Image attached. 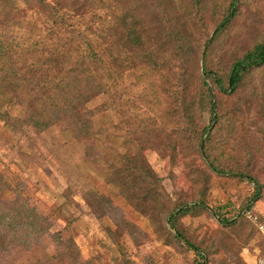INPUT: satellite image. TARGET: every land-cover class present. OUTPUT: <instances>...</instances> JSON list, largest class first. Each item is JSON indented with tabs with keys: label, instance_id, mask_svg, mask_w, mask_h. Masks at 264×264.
I'll list each match as a JSON object with an SVG mask.
<instances>
[{
	"label": "rangeland",
	"instance_id": "1",
	"mask_svg": "<svg viewBox=\"0 0 264 264\" xmlns=\"http://www.w3.org/2000/svg\"><path fill=\"white\" fill-rule=\"evenodd\" d=\"M231 2L123 0L124 17L134 12L151 40L145 49L149 56L132 57L126 43L130 31L120 43L107 34V67L120 56L124 70L108 78L107 94L87 105L86 117L95 118L101 129L96 141L76 138L72 125L54 124L70 94L45 90L39 99L28 95L20 104L29 90L13 85L0 90V99L9 96L17 106L7 100L1 108L6 120L0 119V264H256L260 235L238 216L253 190L241 178L216 173L203 158L198 142L210 114L195 108L190 120L177 123L171 106L173 90L196 99L203 95V64L225 76L236 59L264 40V0H239L228 29L212 40ZM98 16L108 27L115 22L102 11ZM45 24L37 22L32 39L45 37L51 22ZM76 25L82 32L101 28L92 14ZM181 29L191 44L186 62L172 60L179 50L169 32ZM47 50L14 58L13 70L28 80L25 64L38 65L43 75L56 78L59 70ZM0 67L6 69L2 60ZM216 97L221 120L210 146L212 158L226 172L258 180L262 190L253 206L264 214V66L253 69L236 93ZM104 102V112L95 109ZM33 115L53 123L35 133L25 120ZM80 121L78 128H84ZM153 121L162 126L158 130L165 126L168 136L152 129L133 134ZM132 162L139 171L124 172ZM116 178L131 179V193L152 191L159 199L145 204L148 209L135 208L110 183ZM191 200H203L204 210L183 217L178 230L205 254V263L167 223L169 212Z\"/></svg>",
	"mask_w": 264,
	"mask_h": 264
},
{
	"label": "trees",
	"instance_id": "2",
	"mask_svg": "<svg viewBox=\"0 0 264 264\" xmlns=\"http://www.w3.org/2000/svg\"><path fill=\"white\" fill-rule=\"evenodd\" d=\"M238 1L232 0L229 11L214 30L212 40H215L218 35L228 29L236 15ZM196 2L202 4L203 0H196ZM20 4H24L25 7H20ZM122 7H124L123 0H0V60L6 65V69L0 67L1 72L3 70L5 71L3 74L0 73V90H11V85L14 86L12 88L15 90H29L28 94L23 95L18 100L20 104H25L29 99L28 95L35 94L39 99V92L45 90H61L62 93L70 94V98L69 96L67 97L66 105L63 106L60 112V117L55 119L54 124L64 123L72 125L77 129L76 132L78 131L76 138L96 141V134H101V132H98L101 129L95 118L92 117L90 119L86 117L87 105L95 102L101 95L107 94L108 78L112 77L118 69L120 71L124 70V68L118 65L120 56H116L114 59L115 66H112V68L111 66L107 67V34L114 35L117 38L116 40L119 41L118 43H120V41H124V32L130 31L127 35L128 40L126 43L132 57L140 58L141 55H144L148 58L149 56V51L147 52L145 49L150 46L151 40L148 34L144 36L142 26L139 27L142 22L134 12L129 13L130 17L127 15L124 17ZM99 11L106 13L115 22L108 27L107 19L98 16ZM87 14H92L93 17L96 16L101 25L100 29L89 27L86 31L82 32L78 28L76 21L87 16ZM39 21L45 22V26L49 21L51 22V26L49 30H47L46 26L45 37L44 35L43 38L42 36H38V38L35 36L32 39L31 33L35 27L37 28V22ZM130 23L131 26H129ZM183 32V29H181L169 32V35L177 40L178 44L176 47L179 50L173 51L172 60L186 62L187 58L185 54L191 49V44L188 43L189 36L184 35ZM16 33L18 34L16 35ZM187 43L189 46H185ZM208 47L209 43L205 46L204 58L207 57ZM48 48L49 50H47ZM46 50L51 52V61L58 67L59 72H57L56 78L43 75L38 65L36 67L25 64L28 80H26L27 77H23L17 71L13 70L11 62L14 58L31 57L34 52L40 51L45 53ZM162 54H165V52L162 51ZM161 61H166V58L164 57ZM150 62L153 63L151 60ZM263 66L264 40L245 52L242 57L236 59L225 76L216 70H208L206 63L203 64L204 69L202 75L204 77L201 78L203 95L201 97L199 96L196 99L190 93L188 95L187 92L183 94L182 92H178L179 90H173L171 100V106L176 111L175 120L177 123L182 119L190 120L195 108L210 114V123L201 134L198 142L199 150L213 171L221 175L241 178L253 190L252 196L243 204L238 216L241 215L243 218H247L257 232V225L249 218V215L262 217V213L257 211L253 206L261 193L262 186L250 174L232 171L226 172L220 164H217L216 158H212L214 155L211 152L210 146L214 141L213 135L215 133L218 134L219 126L217 127V125H219L221 120L216 96L221 93H236L243 86L247 75L253 69ZM36 99H33L32 102L37 101ZM7 100L15 108L17 107L14 105L15 100L9 96L6 97V100L0 99V119L2 120H6L5 115L1 112V108ZM105 106L106 102L96 106L95 109L104 112L106 109L104 108ZM19 110L22 113L21 109ZM178 112H180L179 115ZM53 114L54 116L56 115V113ZM25 120L29 122L28 128H31V130L38 134L44 132L53 123L47 117L42 119V117L36 115L25 118ZM80 120L83 121L82 126L84 128H78V123L81 122ZM230 120H232L231 117ZM42 123L46 125L44 126ZM11 126L13 127V124ZM161 127L159 123L153 121L151 127L147 128L144 126V130L141 132L134 129L136 131H133V134L136 135L138 132L143 134L146 130L152 129V131H156L157 136H168L165 126L163 129L158 130ZM131 140L136 142L134 138ZM134 148L137 152L139 149L137 143H135ZM135 167H137L136 163L132 162L126 167L124 172L128 173L131 171L133 173L135 170H138ZM122 175L125 174L123 173ZM110 183L116 185L119 188L120 195L127 199L132 206L140 210L148 209L145 204L151 202V199H154V204L155 200L159 199L158 195L152 191H143L137 195L136 192L131 193L130 191L134 186V182L131 179L129 183L127 179L119 180L116 178L110 181ZM190 203H193V205L190 206ZM204 207L205 202L203 200H191L190 202L185 201L177 205L174 210L168 213L167 223L175 230L176 237L178 236L185 240V237L178 230L179 221L183 217L199 210L203 211ZM229 222V220L224 221V223ZM185 242L190 249L193 248L198 252L197 254L205 263L206 256L200 248L195 247L187 240ZM261 248H263L262 244Z\"/></svg>",
	"mask_w": 264,
	"mask_h": 264
},
{
	"label": "built area",
	"instance_id": "3",
	"mask_svg": "<svg viewBox=\"0 0 264 264\" xmlns=\"http://www.w3.org/2000/svg\"><path fill=\"white\" fill-rule=\"evenodd\" d=\"M249 218L257 225L258 233L263 244V248L258 254L256 264H264V214H262V217L250 215Z\"/></svg>",
	"mask_w": 264,
	"mask_h": 264
}]
</instances>
